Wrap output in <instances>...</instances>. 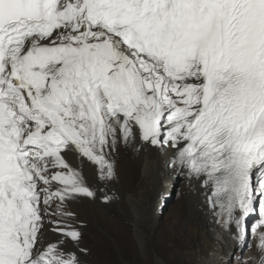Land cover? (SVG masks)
<instances>
[{
	"label": "snow or ice",
	"instance_id": "obj_1",
	"mask_svg": "<svg viewBox=\"0 0 264 264\" xmlns=\"http://www.w3.org/2000/svg\"><path fill=\"white\" fill-rule=\"evenodd\" d=\"M121 145L264 264V0H0V264H88L71 205L114 202Z\"/></svg>",
	"mask_w": 264,
	"mask_h": 264
},
{
	"label": "bare ground",
	"instance_id": "obj_2",
	"mask_svg": "<svg viewBox=\"0 0 264 264\" xmlns=\"http://www.w3.org/2000/svg\"><path fill=\"white\" fill-rule=\"evenodd\" d=\"M170 155V152L163 153L152 148L137 151L134 147L121 145L113 153V159L116 160V178L105 188L108 195L115 197L114 202L107 204L110 205L109 212L112 214L106 211L105 204L99 199L92 201L87 198L73 203L71 208L76 210L73 212L85 215L97 211V221L104 226L111 225L119 231L121 230L120 225L127 219L134 224L136 237L140 235L146 240L148 232L143 230L142 224L150 225L148 227L150 233L156 231L161 225L158 215L162 209L160 206H163V201L169 196V190L174 186V178L177 175L182 176L186 208L174 220L176 232L170 233L174 238L181 240L179 249H175L180 262L182 264H228L226 261L229 259H226L230 255L231 247H235L237 241L229 233L212 223V216L205 204V197L199 184L170 168L168 165ZM68 160L74 166L79 163L76 155L72 153L68 155ZM130 164L135 165L140 171L141 178L138 181L137 190L127 191L125 194L122 185H126L128 179L133 178V172L128 167ZM82 167L89 183H97L95 168L87 163ZM101 187L104 186L101 185ZM102 195L103 193L98 192V197ZM48 238L54 240L58 237L49 234ZM154 243L157 246L160 245L159 240ZM183 248L185 252H182ZM144 250H147V246ZM90 254L95 260V252L92 250ZM157 264H166V262L159 258Z\"/></svg>",
	"mask_w": 264,
	"mask_h": 264
},
{
	"label": "rangeland",
	"instance_id": "obj_3",
	"mask_svg": "<svg viewBox=\"0 0 264 264\" xmlns=\"http://www.w3.org/2000/svg\"><path fill=\"white\" fill-rule=\"evenodd\" d=\"M128 167L133 172V178L132 180L128 179L126 185L123 184L126 190L122 185L125 194L127 191H136L139 186L138 181L141 178L140 171L136 169L135 165L130 164ZM183 183V177L177 175L174 178V186L169 190V196L165 200L163 199L164 201L161 199L163 206H160L162 209H160L158 214L161 225L156 231L150 233L148 229L150 225L142 224L143 230L148 232L145 240L147 250H142L138 246L134 224L129 220H124V223L120 225L121 230L119 231L111 225L104 226L97 221V211L89 212L85 215L76 213L78 220L83 223L81 247L90 251L93 250L96 254L95 260L91 258V254L86 258L88 264H157L159 258L163 259L166 264H182L175 251L176 248L179 249L178 246L181 240L174 238L170 233L176 232L174 220L186 208ZM110 208V205L105 204L106 211L109 212ZM71 211L76 212L73 208H71ZM156 240H159L160 245L157 246L154 243ZM182 252H185L184 248ZM234 252L236 253L235 256H233ZM229 254L226 259H229L226 261L228 264H236L241 255L248 261V264H257L256 259H254L257 254L254 241L251 250L239 252L236 244L235 247H231Z\"/></svg>",
	"mask_w": 264,
	"mask_h": 264
}]
</instances>
